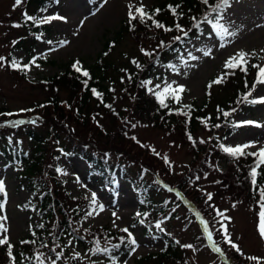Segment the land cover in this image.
<instances>
[{
  "label": "rangeland",
  "instance_id": "374dc122",
  "mask_svg": "<svg viewBox=\"0 0 264 264\" xmlns=\"http://www.w3.org/2000/svg\"><path fill=\"white\" fill-rule=\"evenodd\" d=\"M163 1L165 0H107L105 3L104 0H50L49 6L36 15V21L50 16L65 19L49 23L38 22L46 26L47 32L36 37L35 48L31 52L30 40L27 39V44L22 45V48L17 47V42L27 38L26 16L34 18L36 7L31 0H22L18 6L16 0H0V58H3L0 63V110L4 111L0 116V133L2 126L6 130L3 131L5 139L0 141V147L9 142L31 151L32 147L23 132H18L22 130V126L33 127L41 133L64 125L62 128L70 129V133L74 131L90 134L82 128L93 131L91 122L101 127L92 135L96 136L100 146L105 145L107 140V146L116 144L115 140H121L113 133L117 126L111 124L109 113L94 102L90 105L91 109L81 112L84 119L80 122L72 118L75 108L72 104L67 103L71 109L69 113H63L62 110L54 112L46 107L47 102L54 98L67 102L69 98L74 99L68 90L45 80L65 68L75 70L77 61L81 69L93 65L103 53L106 42L114 38L121 22L129 20V4L135 7L143 4L148 12ZM224 17L229 32H235V35H219L212 26H207L206 33L198 41H193L180 52L176 60L177 69L166 68L164 64L156 66L148 83L149 88L157 94L162 93L169 85L172 88L183 86L185 91L180 93V100H176L175 105L178 108L190 104L201 105L205 102L207 84L219 77L224 70H228L225 63L236 53L244 51L249 54L248 63L259 61V65L264 66V0H233L232 6L225 10ZM159 37L149 34L134 40L126 36L112 48L106 59L115 66V70L130 68L132 64L128 62L129 59L139 58L145 52L155 50ZM62 41L65 42L63 46ZM206 51L208 55L204 54ZM193 56L197 59H192ZM13 60L19 65L18 68L11 66ZM104 84L108 86L107 82ZM213 88L216 98L224 95L223 87ZM171 96V93H166L160 98L157 96V99H168ZM260 97H264V85H257L251 95V99ZM111 98L118 110L124 111V106L127 107L125 113L129 121L121 129V134L128 139L126 145L129 150H133V154L124 159L111 151L98 150L102 154L100 159L109 167L120 163L119 166L127 172L126 177L136 180L138 187L141 177L144 178L143 181H151L159 186L161 191L152 197L155 201L166 203L169 208L156 216L151 207L144 206L138 191L134 190L127 179H123L120 167L105 182L93 166L82 159L78 160L79 157L75 155L61 152L63 154L58 156L53 165L61 181L57 194L61 199L65 196L68 198L70 204L66 215L73 225L74 233L65 236L61 244L53 240V246L48 249L35 248L32 251L35 263H24L14 258L13 264L109 262L112 256L109 253L110 247L102 240L104 230L123 234L128 240V255L118 258L113 264H136L140 257L160 253L165 246L162 235L174 239L182 249L181 258L167 264H264V239L258 231L261 199L242 198V191L231 183V175H227L229 170L219 163L215 153L210 155L209 162H205L207 165H196L191 161L192 154L178 130L172 132L161 128L144 113L143 116L134 113L129 115L133 106L130 101L121 98L118 86L115 96ZM10 119L24 123H18L19 128L15 129L13 122L9 123ZM246 121L254 124H242ZM233 124L238 130L222 141V151L226 147L251 144L252 147L244 149L245 155H240L247 156V153H255L264 148V104H255L254 108H246L235 114ZM105 131L113 133L115 140H106L98 135L99 132L105 134ZM197 136L198 139L208 138L209 134L199 131ZM78 139L86 140L81 136ZM134 144L141 145L145 150L137 151ZM214 150L211 146L209 151ZM135 161H142L144 166ZM253 169H264V163L258 164V157ZM21 171L20 167L16 169L10 165L0 152V181L4 183V192H0V218L6 217V220L0 222L8 229L3 235L7 236L12 246L11 252L17 249L31 227L40 221L33 201L35 194L31 185L22 177ZM181 192L184 197L180 195ZM209 194L211 200L208 199ZM93 195L96 198L95 205L92 204ZM174 197L178 204L173 205ZM86 205L92 215L86 214L80 220L79 209H84ZM191 205L197 208L196 215V209ZM75 208L79 212H72ZM140 212L147 216L145 220L136 223ZM53 222L50 219L49 223ZM124 228L128 229L131 237L121 231ZM209 234L211 239L208 238ZM73 235L84 237V245ZM131 238L135 239V245L130 243ZM229 239L231 243L228 242ZM231 244H235L237 248H233ZM185 245L191 247H184ZM0 246H5L8 250V245ZM250 257L257 259H249Z\"/></svg>",
  "mask_w": 264,
  "mask_h": 264
},
{
  "label": "trees",
  "instance_id": "16d2710c",
  "mask_svg": "<svg viewBox=\"0 0 264 264\" xmlns=\"http://www.w3.org/2000/svg\"><path fill=\"white\" fill-rule=\"evenodd\" d=\"M217 2L218 0H208V4H204L202 0H165L160 2L153 6L148 13L153 14L156 9H160L159 14L154 15L153 18L166 28L172 29L171 31L155 27L152 20L145 19L144 22H141L139 17L131 22L123 20L114 38L106 42L105 49L97 58V61L93 65L82 69L88 72L87 77L82 75L81 72L65 68L59 74L45 80L47 83L68 90L74 99L69 98V103L54 98V100L47 102L46 107L54 112L62 110L63 113H69L71 109L68 104H72L75 107L72 118L80 122L84 119V117H81V112L85 109H91L90 105L94 102L96 106L109 113L111 124L117 126L113 133L121 140H115L113 133L105 131V134H102L99 132L100 137L106 140L114 139L116 143L107 146V140L105 145L100 146L96 136L92 135H95L94 132L100 130L101 127L91 122L90 127L93 128V131L82 128L90 134H79L74 131L70 133V129L62 128L64 125H61L58 129H50L41 133L33 127L22 126V130L18 132H23V136L32 147L31 151L24 150L19 144L12 145L7 142L1 145L0 152L4 158L15 168L20 167L22 177L31 185L33 194H35L33 201L35 209L39 213L40 221L39 224L31 227L28 235L21 239L20 245L11 252V255L7 253L9 251L6 250L5 246H0V264H13L14 258L16 261L24 263H35L32 254L35 248L48 249L53 246V240L61 244L65 236L74 233L73 225L66 215L67 207L70 204L68 198L65 196L61 199L57 194L58 189L61 188V181H59L53 165L60 154L68 153L79 157L86 164L93 166L105 182L109 181L113 172L120 167V163L112 167L107 166L104 160L100 159L102 154L97 151H111L124 159H128L133 154V150L127 148L126 142L128 139L121 134V129L129 121L128 115L125 113L127 107L124 106V111L118 110L111 101V97L115 96L117 86L121 90V98L130 101L133 106L129 115L134 113L143 116L144 113L145 116L152 119L154 124L159 125L161 128L169 129L172 132L178 130L192 154L191 161L196 165H207L205 162H209L210 155L215 153L219 158V163L225 165L229 170L227 175H231L229 177L231 183L242 191V198L261 199L260 193L264 191V169L256 171L255 185L252 182L253 177L250 173L251 169L253 171V166L257 164V157L252 155L235 157L222 151V141L238 130V127L233 124L234 115L243 112L246 108L252 109L255 107V104L245 102L244 97L252 90V85L256 81L258 69L252 67V65H259V61L247 63V73L239 68L224 70L219 77L207 84V95L205 102L201 105L190 104L178 108L175 105L176 100L173 96L163 99V104H161L160 99H157L156 92L149 88L148 84L155 73L156 66L164 64L166 68L177 69L176 60L179 58L180 52L191 45L193 41H198L206 33L207 26H212L216 22V13L213 8ZM31 3L36 7L33 13L35 20L25 21L27 38L20 39L17 42V47H24L22 45L27 44L28 39L31 41L29 50L32 52L35 48L36 37L47 32L46 26L36 21V15L49 6L50 0H31ZM169 6L176 9L177 15L172 14ZM205 17H207V20ZM177 24L184 29L183 32L176 28ZM185 32L187 35H185ZM149 34L160 36L157 39L156 49L145 52L151 53V55L143 54L139 58L129 59L128 62L132 64V67H122L115 70V66L106 59L112 48L126 36H130L135 40L136 37L149 36ZM177 37L180 39H177ZM163 38H166V40ZM161 42H163V45ZM134 61L135 63H133ZM220 77H223L221 83H213ZM105 82L108 83V86L104 84ZM214 86L223 87L224 95L222 97H215ZM93 90L99 95L94 94ZM248 100H252L251 96H248ZM1 113H4V111L0 110V116ZM224 113H229V115L225 116ZM12 122L16 126L15 129H18L17 121L10 119L9 123ZM1 128L0 141L3 142L5 127L2 126ZM199 131L206 132L209 137L198 139L197 133ZM59 134L61 135L58 136ZM79 136L86 140H79ZM91 141L94 142L91 143ZM134 145H136L134 149L139 152L145 150L142 149L141 145ZM211 146L215 148L212 152L209 151ZM149 155L153 157L151 154ZM135 162L144 166L142 161ZM121 171L123 179H127L134 190L138 191L142 204L151 207L156 216L163 214L169 208L166 203L155 201L152 197L161 191L159 186H155L151 181L145 182L143 181L144 178L141 177L139 179L141 183L138 187L136 180L131 178L129 180L126 177L127 172L123 168H121ZM182 193L180 195L184 197ZM196 194L200 195V193ZM185 199L189 202L187 198ZM175 204H178V201H173V205ZM193 207L196 209V215L198 210L195 206ZM74 211H78V209L75 208L72 212ZM79 211V218L82 220L89 213V208L86 205L84 209L80 208ZM146 216L145 213L140 212L135 222L145 220ZM50 219L54 222L49 223ZM73 236L79 240V243L84 245V237ZM162 238L165 245L162 251L158 254L140 257L136 264H167L178 261L182 252L180 246L167 235H162ZM102 240L105 242L104 244L110 247L109 253L112 257H110L109 262L102 261L101 264H113L118 258L128 255L130 251L128 243H126L128 240L123 234L104 230Z\"/></svg>",
  "mask_w": 264,
  "mask_h": 264
},
{
  "label": "snow or ice",
  "instance_id": "6c2138e0",
  "mask_svg": "<svg viewBox=\"0 0 264 264\" xmlns=\"http://www.w3.org/2000/svg\"><path fill=\"white\" fill-rule=\"evenodd\" d=\"M22 2V0H16V5H20ZM104 2L106 3L107 0H104ZM202 2L204 4H208V0H202ZM232 2L233 0H218L217 4L214 6L213 11L216 13V22L212 25L213 30L216 31L219 35H235V32H229V29L227 27V21L225 20L224 17V12L226 9L230 8L232 6ZM178 7V6H177ZM133 8H135V12H133ZM170 11L172 12L173 15H177L176 9L173 8L172 6H169ZM160 12V9H156L155 12L153 14H149L148 12L145 11V8L143 6V4H141L139 7H135L132 4H129V21H133L136 20L137 17H139L141 22H144L145 19L147 20H152V23L155 25V27L157 28H163L165 31H171L172 29L166 28L163 24L159 23V21H156L153 16L154 15H158ZM27 20H35V18L30 17V16H26ZM65 19L64 17H60V16H50L47 17L45 19H43L42 21H38L39 23H49L51 21H55V20H63ZM205 19L207 20V17H205ZM224 20V23H221V21ZM14 27H19V25H14ZM197 27H199V25H197ZM176 28L179 31H184V29L177 24ZM185 35H187V33L185 32ZM177 39H180L179 37H177ZM65 42H61V46L64 45ZM163 45V42H161ZM264 51V50H262ZM146 55H151V53H145ZM205 55H208L209 53L206 51L204 53ZM252 55H255V53H252ZM249 56L248 53L244 52V51H240L238 53H236L234 56L230 57L226 63H225V67L228 69H233L235 70L236 68H239L241 71L247 73L248 68H247V57ZM192 59H197V57L193 56L191 57ZM3 62V58H0V63ZM135 63V61L133 62ZM79 65V61L76 62V64L74 65V68L77 72H81L82 75L84 76H88V72L87 71H83L80 67H78ZM12 67L14 68H18L19 65L17 64V62L15 60L12 61L11 64ZM37 67H39V65H36ZM139 67V65H137ZM27 67V66H25ZM252 67H255L258 69L257 72V76H256V81L255 83L252 85V90L244 97L245 102L248 103H252V104H264V97H260L258 99H252V100H248V96L252 95V92L255 91L256 86L257 85H264V66H260V65H252ZM223 81V77L218 78L217 80L213 81V83L215 84H219ZM86 83V82H85ZM150 83V82H148ZM211 86V85H210ZM157 87H160L159 85H157ZM185 91L183 86H178L176 88H172L171 85L165 87L163 89L162 93H157L158 98H160L161 96H163L166 93H171L173 98L177 101L180 100V93H183ZM94 94L99 95L98 93H95V90H93ZM161 104H163V99L160 100ZM11 115V114H9ZM225 116L229 115V113H224ZM16 123H24V121H17ZM242 124H254V122L251 121H246V122H242ZM15 126V125H13ZM238 126H242V125H238ZM257 127H259L260 125H255ZM253 145L251 144H244L241 146H237L235 148L232 147H226L224 148V151L229 153L230 155L233 156H240V155H245L244 149L248 148V147H252ZM247 155H252V156H256L258 157V164L264 163V148H260L258 152L255 153H247ZM256 171L255 169H253L251 175L253 177V184L255 185L256 180ZM0 192H4V183L3 181H0ZM261 196V212L259 213L260 215V224L258 227V231L260 233V236L262 239H264V191H261L260 193ZM208 199L211 200L212 197L209 194L208 195ZM92 204L95 205L96 204V198L95 195H93L92 197ZM0 207H2V205H0ZM101 210H103L102 206H101ZM93 211H95V208H93ZM222 215V213H220ZM88 215H92V212H89ZM113 215H115V213H113ZM0 220H6L5 218H0ZM157 227L159 228L160 225H157ZM8 229L5 227V224L3 222H0V245H8V250H9V255H11V244L8 241V238L6 235H3L5 233H7ZM121 231H124L126 233H128V229L124 228L121 229ZM225 233H227V229L225 228ZM129 237H131V233H128ZM209 239H211V235L209 234ZM229 243H231L230 239L228 240ZM27 243V242H24ZM130 243L135 245L136 241L134 238L130 239ZM231 246L233 248H237V246L235 244H231ZM184 247H191V245H185ZM238 250V249H237ZM217 251H219V249H217ZM39 259V258H38ZM249 259H253L256 260L257 258L255 257H250Z\"/></svg>",
  "mask_w": 264,
  "mask_h": 264
},
{
  "label": "bare ground",
  "instance_id": "6f19581e",
  "mask_svg": "<svg viewBox=\"0 0 264 264\" xmlns=\"http://www.w3.org/2000/svg\"><path fill=\"white\" fill-rule=\"evenodd\" d=\"M78 160H80V161H81V159H79V158H78ZM82 163H83V161H82Z\"/></svg>",
  "mask_w": 264,
  "mask_h": 264
}]
</instances>
